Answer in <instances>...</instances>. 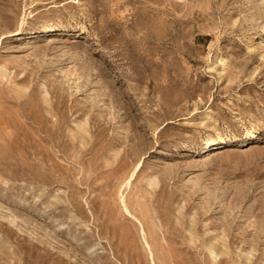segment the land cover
<instances>
[{"label": "rangeland", "instance_id": "obj_1", "mask_svg": "<svg viewBox=\"0 0 264 264\" xmlns=\"http://www.w3.org/2000/svg\"><path fill=\"white\" fill-rule=\"evenodd\" d=\"M0 264H264V0H0Z\"/></svg>", "mask_w": 264, "mask_h": 264}, {"label": "bare ground", "instance_id": "obj_2", "mask_svg": "<svg viewBox=\"0 0 264 264\" xmlns=\"http://www.w3.org/2000/svg\"><path fill=\"white\" fill-rule=\"evenodd\" d=\"M224 142H225L224 139H220V140L218 139V140H217V143H224Z\"/></svg>", "mask_w": 264, "mask_h": 264}]
</instances>
